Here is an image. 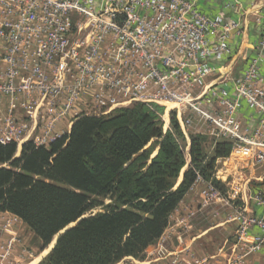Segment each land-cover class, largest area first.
I'll return each instance as SVG.
<instances>
[{
    "label": "built area",
    "instance_id": "built-area-1",
    "mask_svg": "<svg viewBox=\"0 0 264 264\" xmlns=\"http://www.w3.org/2000/svg\"><path fill=\"white\" fill-rule=\"evenodd\" d=\"M257 22L262 33L248 67L212 85L208 79L221 73L213 64L232 56L229 41L242 34L241 19L209 17L191 0H0V144L49 149L79 118L135 103L164 108L165 133L174 114L186 136L188 129L206 128L212 137L236 140L242 103L260 115L264 130V16ZM233 151L252 166L264 163L252 143L237 141ZM207 184L208 200L219 198ZM254 200L264 210V196ZM234 220L238 254L228 264H243L247 253L264 246V212L243 209ZM254 228L260 233L252 236ZM17 243L3 248L0 264H18L9 261ZM21 252L35 258L27 247Z\"/></svg>",
    "mask_w": 264,
    "mask_h": 264
},
{
    "label": "trees",
    "instance_id": "trees-1",
    "mask_svg": "<svg viewBox=\"0 0 264 264\" xmlns=\"http://www.w3.org/2000/svg\"><path fill=\"white\" fill-rule=\"evenodd\" d=\"M156 111L135 103L83 116L49 149L27 142L18 158L16 144H0V212L27 225L41 252L76 223L39 264L143 259L198 178L221 189L217 161L230 156L232 141L193 133L187 163L176 116L165 133Z\"/></svg>",
    "mask_w": 264,
    "mask_h": 264
},
{
    "label": "crops",
    "instance_id": "crops-1",
    "mask_svg": "<svg viewBox=\"0 0 264 264\" xmlns=\"http://www.w3.org/2000/svg\"><path fill=\"white\" fill-rule=\"evenodd\" d=\"M191 1H195L198 9L209 17L223 15L228 20L241 19L245 27L241 35L232 36L229 41L232 56L223 63L213 64L221 67V73L210 77L208 83L216 84L226 74L228 80L242 74L250 59L256 55V44L262 33L257 19L264 16V0H238L241 4L239 13L234 10V0ZM261 75L264 78V63L261 65ZM232 91L233 87L230 89ZM237 117L241 123L240 138L219 140L232 141L233 145L237 141L242 145L252 143L256 152H264V130L259 127L260 115L242 103ZM192 129L195 134L209 135L206 128ZM259 130L262 133L260 137L256 136ZM247 158L232 150L229 157L219 159L215 179L222 190L214 187L220 197L208 200L204 192L209 185L204 181L196 182L171 215L163 236L146 250L143 259L129 257L119 264H169L172 259L179 264H228L238 254L233 252L232 247L237 213L246 209L251 215L261 216L264 212L254 200L258 194L264 196V163L252 166ZM8 222L13 223L11 228L7 227ZM250 233L254 236L260 232L254 228ZM16 239L20 243L15 244L13 257L9 261L19 264L20 260V264H33V260L23 258L21 249L27 247L36 256L42 253L41 242L18 217L0 212V255L4 252L3 248ZM47 252L41 254L35 264H39ZM243 264H264V246L256 252L247 253Z\"/></svg>",
    "mask_w": 264,
    "mask_h": 264
},
{
    "label": "rangeland",
    "instance_id": "rangeland-1",
    "mask_svg": "<svg viewBox=\"0 0 264 264\" xmlns=\"http://www.w3.org/2000/svg\"><path fill=\"white\" fill-rule=\"evenodd\" d=\"M162 108V107H161ZM163 110H160V111H156V108H155V110L154 111H156V114L159 116V118L161 119V121H162V125H163V129H164V126H165V122L162 120V118L160 117V116H162V115H164V108H162ZM107 116V115H106ZM90 117H93V116H90ZM74 124V123H73ZM73 126V125H72ZM170 126H171V123H170ZM170 126H169V128H170ZM165 130H166V128H165ZM169 129H167L166 130V132L168 131ZM182 130V129H181ZM183 132V131H182ZM65 134H67V132H65ZM184 134V133H183ZM191 134H193V129L191 128V129H188V131H187V136H185L186 137V144H184V152H185V155H186V159H187V163H189L190 162V155H189V150H190V144H191V140H190V135ZM185 135V134H184ZM204 136H206V138H208L207 140H212L213 139V137H211V136H209V135H204ZM209 141V142H210ZM26 144V143H25ZM189 145V146H188ZM17 154H16V157L18 158V157H20V155H21V152H22V149H23V145L22 146H18L17 145ZM158 154V149L154 152V154H153V156H152V158H154L156 155ZM186 170V168L184 169V171ZM183 173L184 172H182V175H183ZM181 175V176H182ZM99 211H102L101 209H97V210H94L93 211V215L94 214H96L97 212H99ZM33 235H34V237H36V235L33 233ZM37 238V237H36ZM38 239V238H37ZM50 246H52V245H50ZM49 246V247H50ZM47 248V249H45L42 253H38L36 256H35V258L33 259V261L32 262H34L36 259H38V258H40V256H41V254L43 255V253L45 252V251H48L47 253H46V255H45V257L49 254V249L50 248ZM44 257V258H45ZM43 258V259H44ZM42 259V260H43Z\"/></svg>",
    "mask_w": 264,
    "mask_h": 264
},
{
    "label": "water",
    "instance_id": "water-1",
    "mask_svg": "<svg viewBox=\"0 0 264 264\" xmlns=\"http://www.w3.org/2000/svg\"><path fill=\"white\" fill-rule=\"evenodd\" d=\"M79 222V221H78ZM76 224V223H75ZM75 224H72V225H70L69 227H67L65 230H63L61 233H59L56 237H55V239L53 240V242H52V247L50 246L49 248V253L52 251V249L55 247V245H56V243H57V241H58V238H59V236L60 235H62V234H64L68 229H70L71 227H73Z\"/></svg>",
    "mask_w": 264,
    "mask_h": 264
},
{
    "label": "bare ground",
    "instance_id": "bare-ground-1",
    "mask_svg": "<svg viewBox=\"0 0 264 264\" xmlns=\"http://www.w3.org/2000/svg\"><path fill=\"white\" fill-rule=\"evenodd\" d=\"M52 247V246H51ZM36 262L34 261L33 264H35Z\"/></svg>",
    "mask_w": 264,
    "mask_h": 264
}]
</instances>
